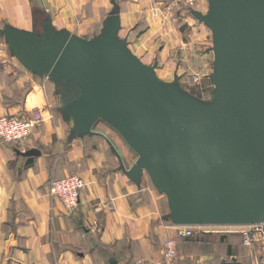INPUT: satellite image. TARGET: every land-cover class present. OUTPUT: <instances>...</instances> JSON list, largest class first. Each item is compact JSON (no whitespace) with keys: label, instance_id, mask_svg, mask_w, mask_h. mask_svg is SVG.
I'll use <instances>...</instances> for the list:
<instances>
[{"label":"crops","instance_id":"crops-1","mask_svg":"<svg viewBox=\"0 0 264 264\" xmlns=\"http://www.w3.org/2000/svg\"><path fill=\"white\" fill-rule=\"evenodd\" d=\"M206 10V0L194 9ZM115 11L118 37L161 80L181 83L196 72L210 81V31L180 0H0V28L41 33L50 20L56 30L93 39ZM60 108L56 85L26 70L0 36V116L38 109L44 117L24 142L0 141V264H135L159 260L167 239L180 264H257V250L238 234L180 238L148 176L137 186L125 175L137 156L119 133L99 121L92 135L70 136ZM32 149L40 155L17 154ZM72 175L86 187L68 213L48 184Z\"/></svg>","mask_w":264,"mask_h":264},{"label":"water","instance_id":"water-1","mask_svg":"<svg viewBox=\"0 0 264 264\" xmlns=\"http://www.w3.org/2000/svg\"><path fill=\"white\" fill-rule=\"evenodd\" d=\"M206 2L204 14L190 13L211 34L210 101L142 63L117 35L118 11L93 39L50 20L41 33L4 26L0 36L26 70L56 85L70 136L92 135L99 121L119 133L137 156L125 175L137 186L148 176L170 224L254 225L264 219V0Z\"/></svg>","mask_w":264,"mask_h":264},{"label":"built area","instance_id":"built-area-1","mask_svg":"<svg viewBox=\"0 0 264 264\" xmlns=\"http://www.w3.org/2000/svg\"><path fill=\"white\" fill-rule=\"evenodd\" d=\"M203 0H181L183 6L188 10L197 9ZM155 15L156 12H155ZM164 14L162 18H167ZM198 90L199 99L210 101L212 98L213 86H205L202 83V76L199 73L186 74L180 80ZM180 83V84H181ZM44 117L41 110L33 109L23 115H5L0 117V141L7 144L22 143L31 132L37 129ZM85 180L76 175L66 176L60 179H52L48 184L50 196L58 199L64 209L70 213L78 205L81 192L85 189ZM96 225V223H94ZM170 224V223H169ZM180 238H190L201 233L210 234H232L241 236L245 246H251L258 252L257 264H264V219L254 225L247 226H201L187 227L174 226L170 224ZM135 264H180L177 255L176 245L173 240L167 239L163 242L161 258L156 261H139Z\"/></svg>","mask_w":264,"mask_h":264},{"label":"rangeland","instance_id":"rangeland-1","mask_svg":"<svg viewBox=\"0 0 264 264\" xmlns=\"http://www.w3.org/2000/svg\"><path fill=\"white\" fill-rule=\"evenodd\" d=\"M181 1V0H180ZM183 5V4H182ZM164 15V14H163ZM211 46H212V44H211ZM186 75V74H185ZM184 75V76H185ZM203 79V78H202ZM203 82H204V84L206 85V86H210V84H212L211 83V81H209V80H205V78L203 79ZM182 87H183V89H185L186 91H188L189 93H191V94H193V95H195V96H198V95H200L199 94V92H198V90H196L194 87H191V86H189V85H187V84H184V83H181L180 84ZM3 116H5V115H3ZM0 117H2V116H0ZM98 124H101V122H98ZM97 225V224H96ZM95 225V226H96ZM153 261H156V260H153Z\"/></svg>","mask_w":264,"mask_h":264},{"label":"trees","instance_id":"trees-1","mask_svg":"<svg viewBox=\"0 0 264 264\" xmlns=\"http://www.w3.org/2000/svg\"><path fill=\"white\" fill-rule=\"evenodd\" d=\"M31 161V160H30ZM52 180V179H51ZM164 220L167 222V223H170L169 222V219L167 218V217H165L164 218ZM232 234H237V233H232ZM210 235H212V234H210V233H201V234H199V235H196V237H199L200 236V238H207V236H210ZM215 235H218L219 236V238L222 240L223 238H225V236H227V235H229V234H215ZM239 235V234H238ZM240 236V235H239ZM194 237V236H193ZM241 237V236H240Z\"/></svg>","mask_w":264,"mask_h":264}]
</instances>
